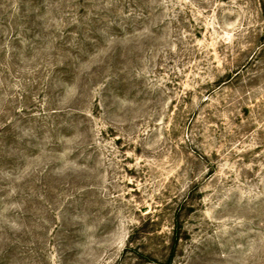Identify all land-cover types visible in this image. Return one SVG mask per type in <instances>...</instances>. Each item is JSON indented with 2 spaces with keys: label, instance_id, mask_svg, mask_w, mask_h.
<instances>
[{
  "label": "rangeland",
  "instance_id": "rangeland-1",
  "mask_svg": "<svg viewBox=\"0 0 264 264\" xmlns=\"http://www.w3.org/2000/svg\"><path fill=\"white\" fill-rule=\"evenodd\" d=\"M0 264H264V0H0Z\"/></svg>",
  "mask_w": 264,
  "mask_h": 264
}]
</instances>
